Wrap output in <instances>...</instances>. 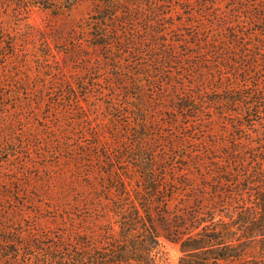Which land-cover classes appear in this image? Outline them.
<instances>
[{"label":"trees","instance_id":"obj_1","mask_svg":"<svg viewBox=\"0 0 264 264\" xmlns=\"http://www.w3.org/2000/svg\"><path fill=\"white\" fill-rule=\"evenodd\" d=\"M18 1L0 5L60 15L87 2L84 40L122 71L126 91L110 83V135L90 125L95 141L70 155L93 169L55 200L57 211L69 202L60 208L66 231L46 254H23L32 243L6 235L0 221V264H264V0H228L225 9L197 0L209 9L206 33L172 39L173 0ZM0 46L2 58L17 56L18 38L3 25ZM164 244L173 252L159 259Z\"/></svg>","mask_w":264,"mask_h":264},{"label":"rangeland","instance_id":"obj_2","mask_svg":"<svg viewBox=\"0 0 264 264\" xmlns=\"http://www.w3.org/2000/svg\"><path fill=\"white\" fill-rule=\"evenodd\" d=\"M227 2L220 1L222 9ZM189 6L193 15L187 14ZM168 8L166 21L175 25L171 39L181 37L180 32L190 33L194 27L206 33L211 24L209 9L200 10L197 0H173ZM89 9V4L82 2L57 15L35 6L19 15L17 6L0 5V26L9 27L19 41L12 60L1 57L6 47L0 46V221L10 231L6 235L17 231L20 241L32 243L22 248L23 254H46L49 249L45 245H52L66 231L68 218L60 208L69 202L65 204L63 199L57 211L55 200L64 188L75 192L87 170L93 169L77 165L70 155L82 154L95 141L90 125L110 135L113 123L107 112V93L115 91L110 83H115L120 95L126 91L118 77L122 71L114 68L113 62H101L104 50H94L84 40ZM73 93L81 95V104L59 101L60 96ZM168 128L175 137L181 135ZM153 137L152 142L159 140L155 130ZM133 140L128 137V141ZM3 233L0 230V237ZM172 252L171 246L164 244L157 255L159 259L170 258Z\"/></svg>","mask_w":264,"mask_h":264}]
</instances>
